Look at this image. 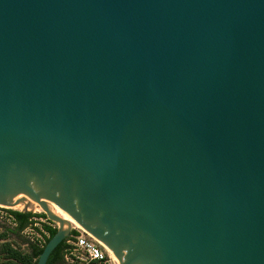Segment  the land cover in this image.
I'll return each mask as SVG.
<instances>
[{"label":"water","instance_id":"water-1","mask_svg":"<svg viewBox=\"0 0 264 264\" xmlns=\"http://www.w3.org/2000/svg\"><path fill=\"white\" fill-rule=\"evenodd\" d=\"M0 206L37 264H264V0H0Z\"/></svg>","mask_w":264,"mask_h":264},{"label":"trees","instance_id":"trees-1","mask_svg":"<svg viewBox=\"0 0 264 264\" xmlns=\"http://www.w3.org/2000/svg\"><path fill=\"white\" fill-rule=\"evenodd\" d=\"M13 215L17 226L14 228H6L0 234V264H37L44 247L49 240L57 233V228H52L48 224H41V228H36L37 233L45 237L46 242L44 247H39L37 241L24 238L22 242H17L12 239V235L16 238H21V235L33 228L37 224V219L47 218L45 214H33L31 212H17L14 211ZM45 232L49 236H45ZM26 245V249L22 246ZM66 241L58 246L49 259L48 264H70L66 260Z\"/></svg>","mask_w":264,"mask_h":264},{"label":"built area","instance_id":"built-area-1","mask_svg":"<svg viewBox=\"0 0 264 264\" xmlns=\"http://www.w3.org/2000/svg\"><path fill=\"white\" fill-rule=\"evenodd\" d=\"M13 212L12 209L0 206V226H4L5 228H14L17 226ZM51 227L54 228L53 226ZM45 236L48 237L49 234L45 232ZM45 242V237H41L37 245L42 248ZM66 245V260L70 258L73 263L111 264L112 260L110 255L92 237L82 230H73L72 235L66 240Z\"/></svg>","mask_w":264,"mask_h":264},{"label":"rangeland","instance_id":"rangeland-1","mask_svg":"<svg viewBox=\"0 0 264 264\" xmlns=\"http://www.w3.org/2000/svg\"><path fill=\"white\" fill-rule=\"evenodd\" d=\"M12 210L13 211H17V212H23V211H20V210H14V209H12ZM45 212L46 211H44V210L34 209L31 213H33V214H45ZM46 217H47V215H46ZM36 221H37V224L33 228H29L28 230H26L21 235V238L18 239V238H16V236L12 235V239H16L17 242H19V243L22 242V240L24 238H28V239H31L33 241H37L38 242L39 240H41V237H43V236L40 235L39 233H37L36 228H41L42 227L41 224H49V225L53 226L54 228H57V229L59 228V225L57 223H54V222L50 221L48 217L47 218H40V219H37ZM5 229L6 228L4 226H0V234L2 232H4ZM73 230H75V229H73ZM22 248L26 249V245H23ZM67 260H68L67 262L70 263V264H77L76 262L75 263L71 262L70 258H68ZM113 263L114 262L111 261V264H113Z\"/></svg>","mask_w":264,"mask_h":264},{"label":"bare ground","instance_id":"bare-ground-1","mask_svg":"<svg viewBox=\"0 0 264 264\" xmlns=\"http://www.w3.org/2000/svg\"><path fill=\"white\" fill-rule=\"evenodd\" d=\"M6 208H10V207H6ZM10 209L18 210V209H16V208H10ZM20 211H21V210H20ZM44 211H46V210H44ZM72 228L81 230L80 228H76V227H72ZM83 232H84V231H83ZM110 257H111V256H110ZM111 259H112V261L114 262L113 264H117L116 261H115L112 257H111Z\"/></svg>","mask_w":264,"mask_h":264}]
</instances>
